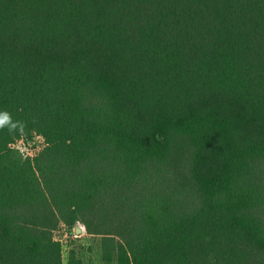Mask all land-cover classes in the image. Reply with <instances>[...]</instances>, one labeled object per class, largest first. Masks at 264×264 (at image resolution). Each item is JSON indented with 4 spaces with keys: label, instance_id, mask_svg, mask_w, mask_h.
<instances>
[{
    "label": "trees",
    "instance_id": "1",
    "mask_svg": "<svg viewBox=\"0 0 264 264\" xmlns=\"http://www.w3.org/2000/svg\"><path fill=\"white\" fill-rule=\"evenodd\" d=\"M77 222L104 264H264V0H0V264Z\"/></svg>",
    "mask_w": 264,
    "mask_h": 264
},
{
    "label": "rangeland",
    "instance_id": "2",
    "mask_svg": "<svg viewBox=\"0 0 264 264\" xmlns=\"http://www.w3.org/2000/svg\"><path fill=\"white\" fill-rule=\"evenodd\" d=\"M183 142L181 143L182 147L184 145ZM45 145L43 138L35 136L32 142L23 139L16 142L12 148L24 158H34L44 149ZM73 229L75 231L69 233L66 225L61 224L54 233L55 238L63 245V264L68 263V254L71 250L75 251L77 259L82 261V264H104L100 249V244L102 243L99 242L100 236L88 234L86 227L81 222L75 223ZM78 229L80 232H77Z\"/></svg>",
    "mask_w": 264,
    "mask_h": 264
},
{
    "label": "water",
    "instance_id": "3",
    "mask_svg": "<svg viewBox=\"0 0 264 264\" xmlns=\"http://www.w3.org/2000/svg\"><path fill=\"white\" fill-rule=\"evenodd\" d=\"M77 232H80V230L78 229V231Z\"/></svg>",
    "mask_w": 264,
    "mask_h": 264
}]
</instances>
